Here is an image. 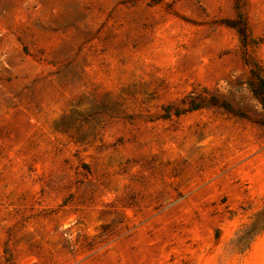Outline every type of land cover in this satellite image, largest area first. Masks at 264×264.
Instances as JSON below:
<instances>
[{"label": "rangeland", "instance_id": "1", "mask_svg": "<svg viewBox=\"0 0 264 264\" xmlns=\"http://www.w3.org/2000/svg\"><path fill=\"white\" fill-rule=\"evenodd\" d=\"M264 69V0H243ZM233 0H0V264H264V112ZM204 87L208 105L163 117Z\"/></svg>", "mask_w": 264, "mask_h": 264}, {"label": "trees", "instance_id": "2", "mask_svg": "<svg viewBox=\"0 0 264 264\" xmlns=\"http://www.w3.org/2000/svg\"><path fill=\"white\" fill-rule=\"evenodd\" d=\"M233 6L235 10L234 16L225 18L221 20V22L233 28L238 36L240 55L243 63L247 67L244 83L264 112V69L253 53V46L256 40L249 32L246 16L242 11L244 1L233 0ZM181 102L183 106L166 105L163 108V117H168L171 114L179 115L186 111L195 110L208 105L220 106L228 111L242 115V113L238 109H235L228 101L219 98L215 93L204 87L200 89V92H191L187 94L181 99ZM257 121L264 124V118L257 119ZM251 224H260V226H258L259 230L264 229V207L261 211L257 212V217L253 219Z\"/></svg>", "mask_w": 264, "mask_h": 264}]
</instances>
